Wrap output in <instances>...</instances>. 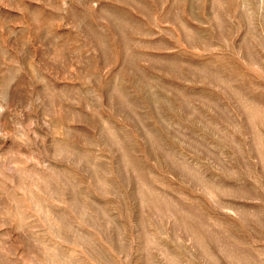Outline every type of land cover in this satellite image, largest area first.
I'll return each mask as SVG.
<instances>
[{
	"label": "rangeland",
	"instance_id": "374dc122",
	"mask_svg": "<svg viewBox=\"0 0 264 264\" xmlns=\"http://www.w3.org/2000/svg\"><path fill=\"white\" fill-rule=\"evenodd\" d=\"M0 264H264V0H0Z\"/></svg>",
	"mask_w": 264,
	"mask_h": 264
}]
</instances>
